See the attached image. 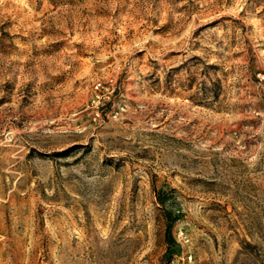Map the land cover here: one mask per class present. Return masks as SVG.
Segmentation results:
<instances>
[{"label": "rangeland", "instance_id": "1", "mask_svg": "<svg viewBox=\"0 0 264 264\" xmlns=\"http://www.w3.org/2000/svg\"><path fill=\"white\" fill-rule=\"evenodd\" d=\"M0 264H264V0H0Z\"/></svg>", "mask_w": 264, "mask_h": 264}, {"label": "trees", "instance_id": "2", "mask_svg": "<svg viewBox=\"0 0 264 264\" xmlns=\"http://www.w3.org/2000/svg\"><path fill=\"white\" fill-rule=\"evenodd\" d=\"M162 202V201H161ZM165 215H166V219H168L169 220V213H165ZM165 235H166V238H167V240L169 241V242H171L172 241V236H171V232H170V226L169 225H167L166 226V229H165Z\"/></svg>", "mask_w": 264, "mask_h": 264}]
</instances>
